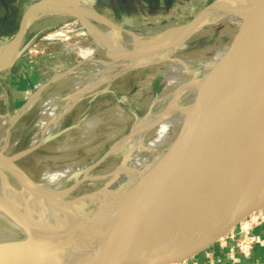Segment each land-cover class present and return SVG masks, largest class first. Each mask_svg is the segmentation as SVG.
<instances>
[{
	"label": "bare ground",
	"instance_id": "bare-ground-1",
	"mask_svg": "<svg viewBox=\"0 0 264 264\" xmlns=\"http://www.w3.org/2000/svg\"><path fill=\"white\" fill-rule=\"evenodd\" d=\"M223 1L216 0L196 17L213 18V25L234 23L244 31L237 34L232 44L211 42L191 57H184V51L179 50L159 64V75L165 83L154 110L164 111V116L155 120L146 134L143 117L129 135L122 137L123 143L129 137L134 139L131 149L137 144L134 162L119 161L113 169L109 164L99 172L106 159L113 156L108 154L92 168L47 169L37 180L23 169L0 166V264H18L34 255H43L47 242L38 231L43 225L59 217L68 218L71 212L81 214L109 205L118 195L148 176L153 166L160 164L150 182L152 186L125 203L130 223L140 225L157 205V200L152 202L149 198L155 196L158 186H167L173 180V173L180 169L196 165L207 168L216 151L232 136L242 134L240 127L264 98V0H231L228 9L208 16L216 13V7ZM91 15L95 25L90 28V34L96 47L81 48L79 53L93 61L78 74L76 81H89L97 87L73 91L70 89L75 82H71L64 93L59 88L46 99L37 94L30 96L28 104L39 102L41 125L39 136L32 144L53 137L70 111L85 98L108 91L123 73L143 72L154 66L152 62L159 51L174 45L186 28L183 24L161 30H138L126 28L96 10H91ZM70 18L87 20L82 9L73 6L72 12L38 17L26 27L65 22ZM191 40L184 41L183 45ZM5 46L6 43L0 45V57ZM118 69L121 71L117 72ZM146 79L149 80L150 75ZM20 113L0 115V130L11 127ZM80 117L74 125H83L87 130L101 121L90 118L80 124ZM120 117L126 119L128 115L121 111ZM254 136L257 135L248 132L246 137L251 140ZM120 145V142L116 143L115 148ZM6 146L7 140L3 137L0 139V161L8 155ZM79 189L82 192L76 194ZM143 234L146 233L140 232L136 236ZM155 234L160 236L158 232Z\"/></svg>",
	"mask_w": 264,
	"mask_h": 264
},
{
	"label": "water",
	"instance_id": "water-1",
	"mask_svg": "<svg viewBox=\"0 0 264 264\" xmlns=\"http://www.w3.org/2000/svg\"><path fill=\"white\" fill-rule=\"evenodd\" d=\"M73 6H79L84 12L87 20L81 21L90 33L88 21L92 18L91 10L96 9L87 0H39L25 11L18 29L6 43L0 57V72L11 66L24 50L26 26L32 19L72 12ZM214 21L210 17H196L186 25L175 44L162 48L152 63L159 66L179 50L187 49L196 32L213 25ZM190 39L191 42L183 45ZM56 76L38 89L49 86ZM161 90L151 99L144 116V134L155 120L164 116V111L154 110ZM134 115L138 118L136 112ZM240 128L243 135L232 136L216 151L207 168L196 165L180 169L173 173V180L167 186H158L155 196L149 198L152 202L157 200V205L140 225L130 223L125 203L152 186L150 182L160 164L153 166L148 176L118 195L109 205L81 214L71 212L68 218L59 217L43 225L38 231L47 242L44 254L34 255L18 264H188L196 252L229 237L236 227L244 225L239 233L251 228L264 218V98ZM66 130L68 128L53 137ZM248 132L257 136L248 140ZM53 137L6 155L0 166L21 170L17 162ZM110 151L88 168L96 166ZM140 232L146 234L136 236ZM157 232L160 236L155 234Z\"/></svg>",
	"mask_w": 264,
	"mask_h": 264
},
{
	"label": "rangeland",
	"instance_id": "rangeland-1",
	"mask_svg": "<svg viewBox=\"0 0 264 264\" xmlns=\"http://www.w3.org/2000/svg\"><path fill=\"white\" fill-rule=\"evenodd\" d=\"M215 1L216 0L201 2L190 6L187 5L185 8L186 10L180 13V15H175L174 13L173 15L163 16L160 21L156 22L134 17V0H112V7L106 6L107 3H102V1L101 4H99L100 1L96 0L98 4L95 5V8L100 14L107 16L118 24L124 25L126 28L161 30L166 27H172V25H188L204 10V8L212 5ZM34 20L36 19H33V23L35 22ZM63 23L64 22L51 24L61 26ZM64 24L68 25L67 28L72 36L71 42H73V45H71V54H69L67 60L70 61V59L73 58L74 65L68 69L55 73L57 75L56 80L49 86L36 89V92H33L34 95H40L43 99H46L52 92L54 94L59 88H62L63 93L68 91V85H70L71 82H75V86L70 89L73 91L80 90V92H82L81 90L85 88L97 87L96 85H91L89 81H83V83L76 81V79H78V74L93 61V58H84L80 54L83 49L96 47L93 36L87 31L84 23L78 18H70L68 21H65ZM88 25L90 28L94 27L95 23L93 18H90ZM57 30L60 31L61 29L57 28ZM243 31L244 30L238 27V25L225 22L202 27V29L196 32L192 44L184 50L183 55L184 57H191L198 53L203 46L211 42H227L232 44V42L236 40L237 34ZM198 42L199 44H197ZM81 48L82 50H80ZM82 61L84 63L80 64ZM119 71L121 70L118 69L117 72ZM159 71L160 66L157 65L147 68L143 70V72L140 70L128 71L119 76L116 80L118 84L115 83L108 91L104 93L100 92L92 97L89 96L87 99L85 98L62 119L56 133L67 128L68 130L53 137L50 142L34 153L22 158L17 162L18 167L28 174L30 173L31 175L29 174V176L33 180H37L40 178L42 172L47 169H62L67 167H84L87 169L89 166L96 163L110 149L111 151L108 154H113V156L111 155L106 159L104 167H102L99 172H102L105 166L109 164H112L110 168L113 169V165L118 164L119 161H124V163L126 162L127 164L134 162L136 159L135 150L137 144L135 148L133 147L131 149V146L134 145V139L130 140L129 137L127 141L123 143L124 139H122V137L131 133L138 120L145 116L155 93L163 88L165 80L159 75ZM149 75L150 79L148 80L146 78ZM148 84L149 87L147 88ZM199 88L200 87H198V89ZM27 99L24 106H21L22 108L12 111L14 114L20 113V111L22 112L14 124H12L11 127H3L2 130H0V139L5 137L7 140V154H12L30 146L38 138L41 131L39 102L36 100L34 103L27 105ZM25 109L27 111H25ZM121 111L127 114L128 118L122 119L120 117ZM134 112L138 114L137 119ZM78 117L81 118L80 124L83 123L84 120L90 118H99L101 121L99 125L87 130L83 125H74ZM118 142H120L121 145L115 148ZM113 149L115 150L114 152ZM72 183L73 181L70 182V184ZM81 192L82 189H79L75 193Z\"/></svg>",
	"mask_w": 264,
	"mask_h": 264
},
{
	"label": "crops",
	"instance_id": "crops-1",
	"mask_svg": "<svg viewBox=\"0 0 264 264\" xmlns=\"http://www.w3.org/2000/svg\"><path fill=\"white\" fill-rule=\"evenodd\" d=\"M37 1L0 0V45L11 39L25 11ZM87 1L96 9V0ZM99 1V4L102 1L107 3L106 6H113L112 0ZM208 1L212 0H134V17L156 22L163 16L174 13L180 15L187 5ZM231 4V0H224L216 7L217 12L209 13L208 16L218 15ZM64 23L61 26L41 23L27 30L22 44L24 50L11 66L0 72V115L16 111L24 105L30 94L48 82L55 73L74 65L73 58L67 60L73 42L68 25ZM241 226L244 227L243 224ZM240 227L233 229L229 237L196 252L188 264H264V218L250 226L257 235V242L249 256L239 253L235 248ZM234 233L237 234L232 237Z\"/></svg>",
	"mask_w": 264,
	"mask_h": 264
},
{
	"label": "built area",
	"instance_id": "built-area-1",
	"mask_svg": "<svg viewBox=\"0 0 264 264\" xmlns=\"http://www.w3.org/2000/svg\"><path fill=\"white\" fill-rule=\"evenodd\" d=\"M256 242L257 235L251 227L244 230L238 237L235 238V248L239 253L249 256L252 253Z\"/></svg>",
	"mask_w": 264,
	"mask_h": 264
}]
</instances>
